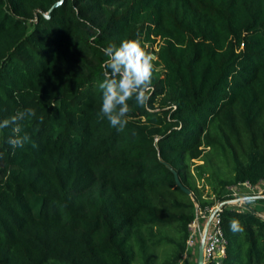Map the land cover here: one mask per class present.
<instances>
[{"label": "trees", "instance_id": "16d2710c", "mask_svg": "<svg viewBox=\"0 0 264 264\" xmlns=\"http://www.w3.org/2000/svg\"><path fill=\"white\" fill-rule=\"evenodd\" d=\"M124 39L155 60L151 111L129 100L118 131L100 49ZM25 108L31 142L0 130V264H153L168 227L177 264L194 202L264 179V0H0V121ZM221 224L223 264H264V215L225 206Z\"/></svg>", "mask_w": 264, "mask_h": 264}, {"label": "clouds", "instance_id": "9594fccd", "mask_svg": "<svg viewBox=\"0 0 264 264\" xmlns=\"http://www.w3.org/2000/svg\"><path fill=\"white\" fill-rule=\"evenodd\" d=\"M100 51L106 59L101 65L105 79L98 85L101 90L98 115L101 119H106L111 127L123 131L128 123L129 100L134 99L137 106L151 111L148 102L149 93L153 90V56L134 39H124L118 46L110 44ZM52 106L55 107V102ZM35 116L34 108H25L9 119L0 121V130L12 127L13 135L9 137L8 143L13 149L23 148L25 144L31 142L27 133L22 134L20 122ZM33 146L35 147L34 144ZM2 156L3 153H0V157ZM229 229L233 233H242L244 230L237 219L229 221Z\"/></svg>", "mask_w": 264, "mask_h": 264}, {"label": "built area", "instance_id": "2783aa9c", "mask_svg": "<svg viewBox=\"0 0 264 264\" xmlns=\"http://www.w3.org/2000/svg\"><path fill=\"white\" fill-rule=\"evenodd\" d=\"M226 201H233L228 205L233 210L244 211L251 208V204L256 199L264 195V179L254 186L249 182H240L227 189ZM214 200V196H210ZM238 200V203H234ZM220 203L215 202L213 205L202 207L198 202H194L195 216L187 226V239L185 251L177 264H184L188 259L189 251L198 245L201 235L207 225L203 246V264H223L226 259L227 240L224 236L221 214L223 208L219 207Z\"/></svg>", "mask_w": 264, "mask_h": 264}, {"label": "rangeland", "instance_id": "374dc122", "mask_svg": "<svg viewBox=\"0 0 264 264\" xmlns=\"http://www.w3.org/2000/svg\"><path fill=\"white\" fill-rule=\"evenodd\" d=\"M153 60H155L154 56H153ZM200 163L201 162H196V164H200ZM195 185H196V188L199 190L202 199L210 201V198H211L210 196H212V192L210 190L209 185H207L203 181H197V180L195 181ZM251 208L255 210L257 214L264 215V195L263 196L261 195L260 197H258L256 199V202L254 204H251ZM159 231L162 236H165L168 239L174 240L175 245L176 243L180 241L175 230L171 227L159 229ZM174 244H164V245H160L156 247L153 250V261H154L153 264H163L167 256L175 249ZM197 248H198V245L190 249L188 259L186 260L184 264H196Z\"/></svg>", "mask_w": 264, "mask_h": 264}, {"label": "water", "instance_id": "95a60500", "mask_svg": "<svg viewBox=\"0 0 264 264\" xmlns=\"http://www.w3.org/2000/svg\"><path fill=\"white\" fill-rule=\"evenodd\" d=\"M60 3H61V2L55 4V5L52 7V9L55 8V7H57V6H59ZM52 9H51V10H52ZM51 10H50V11H51ZM47 17H49V16L47 15ZM174 175H175V181H176L177 186H179V188H181V190H183L187 195H190V194H191L190 191H189L187 188H185V187L179 182L178 177H177V175H176L175 172H174ZM232 203H233V201H225V202L220 203L219 207L222 208V207L228 206V205H230V204H232ZM234 203H238V200H235ZM207 225H208V223L206 224V227H205V229H204V232H203V234L201 235L200 241H199V243H198L196 264H203V246H204V239H205V232H206Z\"/></svg>", "mask_w": 264, "mask_h": 264}]
</instances>
